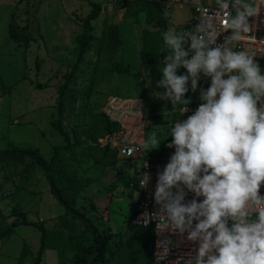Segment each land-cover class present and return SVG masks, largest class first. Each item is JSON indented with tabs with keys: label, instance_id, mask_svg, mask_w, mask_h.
<instances>
[{
	"label": "rangeland",
	"instance_id": "obj_1",
	"mask_svg": "<svg viewBox=\"0 0 264 264\" xmlns=\"http://www.w3.org/2000/svg\"><path fill=\"white\" fill-rule=\"evenodd\" d=\"M90 1L99 4L101 10L93 22L94 40L64 93L63 127L70 139L78 140L83 134L87 110L100 112L107 95L142 98L144 113L148 115L147 139L150 132L156 131L160 140L157 148L147 149L155 154L153 178L157 184L158 173L171 157L162 142L170 121L168 111L173 107L164 105L165 102L159 104L156 82L163 78V67L158 57L147 62L141 52L143 39L148 41V32L155 29L152 13L154 17L158 15L156 4L147 0H0V149L9 143L34 147L49 159L54 146L64 143L62 135L53 127L57 88L76 62L79 50L76 35L82 30L83 18L92 9ZM164 17L168 23L166 31L174 28L180 32L181 25L190 17V8L187 4L172 2L164 9ZM10 23H14L19 32L31 35L34 41L25 44L10 38ZM161 31L163 37L165 31L158 30ZM110 45L115 47L111 63L129 65L132 73L108 72V80L97 87L100 92L90 96L85 91L90 70L99 51ZM255 62L260 70L264 69V62ZM156 114L162 116L159 123L152 120ZM89 152L96 154L98 148L92 145ZM142 163L143 158H118L116 165L109 167L94 160L92 155L71 163L75 170L70 171L79 177L77 187L92 180L79 192L74 206L92 220L101 233L110 234L106 252L109 260L105 264H117L115 242L120 235L136 229L130 219L134 216L139 191L126 185L124 178L131 175L134 179ZM65 180L59 182L64 183V187ZM181 187L184 186L181 184ZM14 206L30 221L58 229L65 237L80 238V242H74L76 250L46 248L41 264H73L77 251L92 240L87 227L65 214L49 189L44 169L29 158L21 165L0 166V232L17 217ZM40 237L35 227L15 226L14 232L0 241V264H17L24 245L31 251L24 264H32L40 248Z\"/></svg>",
	"mask_w": 264,
	"mask_h": 264
},
{
	"label": "clouds",
	"instance_id": "obj_2",
	"mask_svg": "<svg viewBox=\"0 0 264 264\" xmlns=\"http://www.w3.org/2000/svg\"><path fill=\"white\" fill-rule=\"evenodd\" d=\"M216 3L226 13L222 25L209 17L191 31L169 28L163 33L170 51L157 83L165 90L159 97L174 107L187 105L189 79L195 91L200 73L211 77V85L201 91L204 103L194 114L171 127L173 140L167 147H175V152L158 173L154 198L161 208L153 215L174 231H188V240L200 242L195 264H264V196L259 194L264 183V75L254 61L255 52L235 50L250 31L248 17L259 7L255 0ZM228 29L232 35L224 44L211 47ZM180 67L188 74L178 76ZM159 142L152 131L144 147L151 150ZM147 180L145 175L142 187ZM181 184L205 199L184 203ZM151 218L144 214L145 223ZM194 220L198 223L193 227ZM187 264H193L192 259Z\"/></svg>",
	"mask_w": 264,
	"mask_h": 264
},
{
	"label": "trees",
	"instance_id": "obj_3",
	"mask_svg": "<svg viewBox=\"0 0 264 264\" xmlns=\"http://www.w3.org/2000/svg\"><path fill=\"white\" fill-rule=\"evenodd\" d=\"M154 3V2H152ZM158 9V15L154 17L152 13L151 19H154L153 30L148 32L150 35L149 40L143 39L142 53L146 56L147 60L152 62L157 58L160 60L161 65L164 67V59L169 54V50L163 41L162 31L159 33L158 30L162 29L166 31V19L164 17V5L161 3H155ZM92 9L85 15L82 21V30L76 35V41L79 45L77 59L70 74H67L66 80L61 83L57 88L56 96V119L53 122V127L62 135L64 143L54 146L51 157L45 159L37 148L24 147L15 144H8L4 148L0 149V166L2 165H21L26 159H30L34 164H39L45 171L49 189L53 196L57 199L59 204L63 207L65 214L70 215L74 219L78 220L85 227H87L92 233L91 242L84 245L77 251L76 256L73 259V264H105L109 258L106 257L107 246L110 240V234L101 233L96 225L90 220L83 212L78 210L74 204L79 192L90 183L92 180H87L84 185L77 187L79 177H76L70 170H75L71 165L73 161H78L85 155H92L94 160L101 162L104 166H115L117 163V154L108 144L101 145L98 141L106 135L112 134L117 125L110 121L105 114L100 112H94L91 109L87 110L85 117V126L83 134L80 135L79 139H70L69 133L65 130L62 124V109H63V98L65 91L69 88V79L77 69L78 65L84 58L86 51L89 49L91 42L94 40L93 34V22L97 19L100 14V5L90 1ZM184 31H189L187 23H184L181 27ZM8 32L10 38L15 41H24L28 44L30 41H34V38L27 34L19 32L14 23H10L8 26ZM116 41V37H114ZM188 50L190 48V42L185 45ZM115 47L110 45L103 51H99L96 61L90 70L89 83L85 91L90 95L98 94V85L103 83L108 72L117 73H132L129 65L120 63H111V56L114 52ZM192 54L189 52V55ZM103 56V57H102ZM103 58V59H102ZM179 75H187V70L183 67L177 69ZM188 92L185 93L184 99L188 100V104H195L198 102L197 89L192 90L191 79L188 82ZM198 88V82H197ZM104 104V103H103ZM103 106V105H102ZM184 105H177L172 107L179 109ZM177 116L176 112L171 113L170 121L165 128V139H163L162 145L166 149H170L173 155L174 148H168L167 145L173 140L170 135L172 123ZM153 121L159 123L162 120V116L156 114L153 116ZM149 126V125H148ZM147 126V128H148ZM146 128V130H147ZM94 145L98 148V153L89 152L91 146ZM147 151V149H146ZM149 159L151 163L155 160V156L151 151H148ZM157 161V159H156ZM126 177V175H125ZM61 179L65 180L64 183H59ZM126 185H129L133 180L130 175L124 178ZM137 190V185L134 183L133 186ZM263 187V184L261 185ZM260 187V188H261ZM70 195V197L68 196ZM13 212L16 214L15 220L12 221L11 225L4 228L0 232V241L8 238L17 225H27L37 228L40 233V248L33 257L32 264H41L43 252L46 248L58 249L60 247H66L71 250H76L75 243L80 242V238L74 239V237H65L58 229H49L42 222L30 221L24 212L16 210L13 207ZM136 229L120 235L118 240L115 242V259L117 264H156L152 257L153 249V232L150 227H135ZM74 240V241H73ZM75 242V243H74ZM50 243V244H49ZM50 245V246H48ZM31 253L27 245H24L17 258V264H24L25 258ZM92 255L91 257H89Z\"/></svg>",
	"mask_w": 264,
	"mask_h": 264
},
{
	"label": "built area",
	"instance_id": "obj_4",
	"mask_svg": "<svg viewBox=\"0 0 264 264\" xmlns=\"http://www.w3.org/2000/svg\"><path fill=\"white\" fill-rule=\"evenodd\" d=\"M149 2L161 3L165 8L170 7L174 2L178 5L187 4L190 8V17L187 21V25L190 28L189 31L197 27L201 21L208 19L209 17L217 18L219 24H223V17L226 15L221 9H219L217 3L210 4L203 2L202 0H147ZM259 7L258 13L254 16L248 17V24L250 31L245 35L241 41L237 44L236 49L248 50L255 52L254 61L264 62V0H255ZM235 11H232L234 15ZM181 31H184L181 29ZM232 35V30L221 31L215 41V44L211 47H216L224 44L225 38ZM189 55V59L191 58ZM261 74L264 75V69H261ZM227 78V77H224ZM211 85V77L205 76L200 73L198 79V102L195 104H187L182 106L186 110L180 111V108L175 110L179 118L176 122H183L190 115L198 109L201 103H204L200 99L201 91H206ZM101 111L105 116L117 125L116 130L98 141L101 145L108 144L113 150H115L118 158L134 159L143 158V163L138 174H135L129 186L134 188V183L137 185L139 191V197L136 200L134 216L130 219V223L133 227H150L153 232V249L152 257L156 264H187L189 259H192L195 264V257L199 248V241H190L187 239L188 231L180 233L178 230H172L171 226H165V223L160 218L153 215L159 211L161 205L157 204L154 198L156 183L153 178V163L149 159L148 152L144 147V142L147 140V115L144 113V100L140 97L119 96L116 94H109L104 100V104L101 107ZM136 112H140L139 117ZM173 123V124H174ZM175 148V147H174ZM148 176V180L142 187L141 181ZM203 173H201V176ZM131 176V175H130ZM260 188L259 194L264 196V183ZM184 191L186 193L184 203H188L193 199H196L198 203L202 202L205 197H196L195 193L189 191L186 187ZM172 191L175 193L176 188ZM148 213L152 215V218L145 223L144 214ZM198 221H193V227ZM233 221L229 220L228 225L231 227Z\"/></svg>",
	"mask_w": 264,
	"mask_h": 264
},
{
	"label": "crops",
	"instance_id": "obj_5",
	"mask_svg": "<svg viewBox=\"0 0 264 264\" xmlns=\"http://www.w3.org/2000/svg\"><path fill=\"white\" fill-rule=\"evenodd\" d=\"M206 3H210V4H216V2H210V1H208L207 0V2ZM187 23V22H186ZM153 24V23H152ZM167 25H168V23H166ZM183 25V24H182ZM181 25V26H182ZM153 28H156V27H153ZM152 28V29H153ZM142 49V48H141ZM120 52V51H119ZM143 54V53H142ZM143 56H144V59L147 61V62H150V61H148L147 60V58H146V56L143 54ZM160 61V60H159ZM153 62V61H152ZM163 67V66H162ZM132 70V69H131ZM122 74H126V73H122ZM105 80L107 81L108 80V74L106 75V77H105ZM157 83H158V81L156 82V85H157ZM156 88H157V91H158V93L159 94H162L165 90L164 89H162V88H159V87H157L156 86ZM165 102V104L164 105H171L172 106V103H171V101H169V100H164V99H161L160 97H159V104H163ZM168 103V104H167ZM175 110H177V109H174V108H172V109H170L169 111H168V113H169V115H171V113H175ZM151 114H153V112L151 113ZM177 114V113H176ZM148 116V115H147ZM169 118H170V116H169ZM179 118V116H178V114H177V116L175 117V120H174V122L175 121H177V119ZM173 122V123H174ZM172 123V124H173ZM165 139V138H164ZM174 148V147H173ZM166 149V148H165ZM166 150H168V151H170V153L172 152L170 149H166ZM174 150H175V148H174ZM154 156H155V154L154 153H152ZM171 156H172V154H171ZM156 181V180H155ZM156 183V182H155Z\"/></svg>",
	"mask_w": 264,
	"mask_h": 264
}]
</instances>
